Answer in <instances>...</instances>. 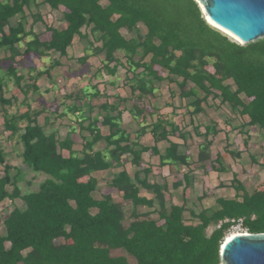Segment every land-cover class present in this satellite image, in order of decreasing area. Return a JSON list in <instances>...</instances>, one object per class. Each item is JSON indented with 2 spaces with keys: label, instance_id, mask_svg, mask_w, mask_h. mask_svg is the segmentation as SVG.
<instances>
[{
  "label": "trees",
  "instance_id": "obj_1",
  "mask_svg": "<svg viewBox=\"0 0 264 264\" xmlns=\"http://www.w3.org/2000/svg\"><path fill=\"white\" fill-rule=\"evenodd\" d=\"M45 5L53 10L64 8L63 26L46 25L51 33L48 40L36 29L44 22L41 8ZM28 12L34 21L29 28ZM77 36L104 55L95 76H115L124 67L136 78L130 86L131 97L142 100L154 94L153 88L164 80L175 85L169 89L171 96L187 101L188 124L204 138L197 159L201 167L210 161L214 171L230 169L222 153L212 158L211 147L221 129L218 120H202V115H209L207 108L216 113L225 106L235 117L248 118L245 123L231 124L243 134L248 126L264 132V38L239 43L207 22L197 0H0V48L10 52L0 58V66L9 63L7 77L26 96L29 88L39 89L36 82L41 76L62 66L61 58L68 57ZM32 54L53 60L45 71L31 73L28 79L18 72V57L22 56L24 66ZM89 58L87 53L78 61L85 66ZM144 84L150 91H143ZM7 88V80L1 77L4 129L22 145L24 164L46 178L36 191L23 193L19 183L25 173L7 161V152L0 147V164L5 169L0 177V202L7 198L25 202L24 208L15 206L4 219L0 264H222L221 246L234 226L240 223L250 233H264V188L248 190L236 173L232 180L235 197L218 196L214 204L201 210L188 208L186 190L197 181L188 144L193 131L180 128L173 118L158 117L145 127L156 140L161 137L168 142L162 149L132 140L122 125L119 106L104 103L92 116L96 106L84 114L74 103L71 110L79 123L83 126L90 120L86 127L89 135L83 137V148L77 151L71 135L60 139L56 132H47L49 119L45 123L38 120L41 110L11 112L14 97H7ZM94 94L100 96L97 91ZM101 117L102 124L110 128L107 135L98 126ZM176 135L184 143L174 141ZM101 143L103 147L98 148ZM64 149L69 150V156L64 155ZM150 150L160 157L161 166L179 168L183 179L171 183L162 176L151 181L152 166L133 174L124 168L107 182L123 194V201L102 192L94 172L121 165L127 155L138 168L143 154ZM229 152L243 156V151ZM8 185L13 186L12 191ZM143 190L154 196L142 195ZM173 196L183 202H174ZM127 204H131L130 213ZM61 238L67 242H58ZM115 250L125 253L113 255Z\"/></svg>",
  "mask_w": 264,
  "mask_h": 264
},
{
  "label": "crops",
  "instance_id": "obj_2",
  "mask_svg": "<svg viewBox=\"0 0 264 264\" xmlns=\"http://www.w3.org/2000/svg\"><path fill=\"white\" fill-rule=\"evenodd\" d=\"M62 9L64 10V8ZM48 33L50 32L48 31ZM41 38L48 40L51 38V33H50V36L44 37L42 35ZM82 40L83 39H81L79 36L75 38L73 45L68 50V55H70L69 54L70 49L75 47L78 41H82ZM88 46H89L88 48L84 46L83 50L76 49V52H73L75 53V55L74 54L71 55V58L74 59L75 57L76 58L75 60L79 62L78 59L88 53L90 55V58L88 60L87 65L90 66V69H91V73H90L91 77L88 76V81L90 80L92 81L93 79L98 78V77H101V78L96 80L98 83L86 82L87 80L83 79L82 84L81 83L79 84V82L74 83L76 78H72V81L70 80L69 82V84H71L70 86L71 94L69 92L67 93L70 95L69 97L67 95H64V98L68 100L66 102L63 101L62 104H56L57 101H59L58 95H60V91L57 90L58 84L53 82L55 74H59L57 72L59 70L58 68L61 66H57L53 71H51L49 76L47 74H44L43 76H41L36 82L39 89H35L34 87L29 88L28 89L29 93L27 96L25 93L21 91V89L17 85H15L16 83L14 80H12V78L7 77L8 75L6 74L7 68L5 69L4 68L5 66H2V67L0 66V78L3 77L8 82V88H7L6 95L7 97H14L13 103L10 107V111L26 113L27 111H29V109H32L34 111L41 110L38 120L40 123H45L46 120L49 119L47 120V124H46L47 132L48 133L56 132L57 136L60 139H65L66 137L71 135L74 140L73 149L77 151H80L83 148V145H84L83 137L89 135V131L86 130V127L90 123L89 119L85 120L82 126L79 123L78 116L71 110L72 105L74 103H77V101L79 100L77 97V94H79V97H81V100H82L80 104L77 103V105L83 108L82 110L84 114H88L90 111V108L92 106L93 107L96 106V110L92 114V116H96L99 112L98 107H100V105L107 103V102L112 106H119V108L122 109L123 111V116H122L123 127L130 134L132 140L140 141L141 143L145 145L154 146L157 144L162 149H164L168 145V142L164 138L159 137L158 140H156L149 128L145 130V127H148V124L156 120L158 117H164L166 119L173 118L176 124L180 126V128H183L187 131H193V129L191 130L192 125L188 124L190 122V115L188 114L189 108L186 105L187 101L179 98L178 96L172 97L170 94L169 89L171 87H174L175 86L174 84H170L168 80H164L161 83H157L155 88H153L154 94H149L150 96H147L142 100L138 96L131 97L132 93H131L130 86H132L135 83L136 78L133 79L132 74L124 67H120V71L115 76H112L106 73H103L100 76H95L94 73L96 72V70L102 67V59L104 55L98 53L96 48H91L90 45ZM21 49L22 51H24L25 46H22ZM34 56L39 57L36 54H32L30 57H34ZM0 58H3V57L0 56ZM20 58H22V56L18 57V59ZM45 58L50 59V57H45ZM98 60H99V64L97 63ZM20 61L22 63V59H20ZM123 61L124 63L126 62L125 59H123ZM21 63H19L17 67L18 72L19 74H22V73L26 74V77L28 79L30 78L31 73L35 74L38 71L46 70L45 66L37 67L34 64L27 65V62L24 64V66H22ZM94 64H96V66H94ZM82 70L83 69H81L79 72L77 71L78 78H80L83 75ZM141 70L142 68L139 71ZM161 74L166 75V73L163 71H161ZM72 75H74L75 77L74 72L71 74V76ZM148 79L149 78H147V80ZM48 80H51V83H49ZM11 81H13L12 82L13 85H11ZM67 82L68 80L66 81V83ZM33 83H35L34 80H31L30 84L33 85ZM146 84H144L142 87L143 91H150V89H148L150 87H148V85ZM166 89H167V92H165ZM96 91L100 93V96L98 97L95 96L94 93ZM164 95H167V96H165L164 103H162L160 98L164 97ZM122 98L123 99L129 98V99L128 101L125 102L121 100ZM143 109H145L146 112ZM207 111H208V114H211V111L209 110V108H207ZM151 113L154 115V117L150 115ZM0 117H2L3 119L2 114H0ZM66 122H69L71 125L62 124ZM98 126L101 128L103 135H107L110 133L109 126H105L102 124V117L100 118V122L98 123ZM63 127L66 128L65 129L66 131L62 135L60 134V129L62 131ZM219 128L221 127L219 126ZM192 135L194 136L193 132L191 133V136ZM77 137H80L81 140H78ZM172 139L179 143H184V140L179 138L178 135L172 136ZM190 139L191 138H189V142H188V144L190 145L189 151H192V149L194 148L193 146L194 140L192 141ZM7 140L12 141L10 135H7ZM103 145L104 144L101 143L100 145H98V148L103 147ZM0 147H3L5 150L7 148V147H4L2 144ZM22 150H23V147L21 149V152ZM63 153L65 156L70 155V152L67 149H64ZM149 154L150 156H152V160L150 164L145 162L147 160L146 155H149ZM148 161H150V159ZM141 164L143 166V169L145 167L148 168L152 166L153 173H151L150 175L151 181L155 180L154 177H157V179L159 180L162 176L168 179V181H170L171 183H173L174 181H179L180 179H183L182 172L180 173L179 168H177L174 164H170L167 166H161L160 157L158 155H155L152 150L145 152L143 154V161ZM124 168L127 169L131 174H133L137 169H141V167H138V168L135 167V165H133L131 162V155H127L123 159L121 165H115L113 166V168H110L108 170H102V171H97L93 173V176L99 179L100 188L102 192L111 193L117 200H120V201H123V194L109 187L107 182H109V179H111L115 173H117L118 171H121ZM173 168L176 169L177 173L174 172L172 174V178H170L169 176H165V172H171ZM159 171L161 173L158 175L157 173ZM87 178L88 177H85V179ZM193 188L194 187L188 188L186 190V193L188 192V190L190 189L192 190ZM141 194L149 198L154 196L147 190H143ZM175 197L177 196H173V199Z\"/></svg>",
  "mask_w": 264,
  "mask_h": 264
},
{
  "label": "rangeland",
  "instance_id": "obj_3",
  "mask_svg": "<svg viewBox=\"0 0 264 264\" xmlns=\"http://www.w3.org/2000/svg\"><path fill=\"white\" fill-rule=\"evenodd\" d=\"M28 14V20H27V27L29 28L31 23L33 22V15L31 13ZM41 14L43 15L44 22H40L37 24V31L41 33L44 37L50 36V33H48V30L46 29V25H54V26H63V9L60 10H53L50 8V6L45 5L41 8ZM14 23L15 20H14ZM141 29L143 32H145V28L141 26ZM222 31V30H221ZM126 35H130L127 30H124ZM224 32V31H222ZM137 33V32H136ZM225 33V32H224ZM226 34V33H225ZM229 35V34H228ZM230 36V35H229ZM232 37V36H230ZM264 37H261L259 39H262ZM236 40L235 38H233ZM237 41V40H236ZM239 42V41H238ZM240 43V42H239ZM241 44H245L242 43ZM89 44L86 40L78 41L75 45V47L70 49V55L69 57H62V66L59 67L58 72L59 74H55L54 81L58 84L57 90L60 91V95H58V100L56 104H62V102H66L68 99L64 98V95L70 96L67 94L70 93V86L69 84L70 80L72 81V78H76L74 83H81L83 79H86V82L90 83H98L96 80H98L101 77L95 78L92 81H88V76H90L91 69L90 66L86 65L83 66L80 62H77L74 57L71 58V55H75L76 49L77 50H83L84 46L89 47ZM23 49V48H22ZM10 52L7 50H3L0 48V56L6 57L9 56ZM103 55V54H102ZM23 59V58H20ZM49 58H43L40 59L39 57H30L26 60L27 65L34 64L37 67H49L51 64V61L53 60V57ZM99 64V60L97 61ZM9 63L4 64V68L6 69L8 67ZM96 66V64H94ZM211 70H213L212 66H209ZM83 72V75L78 78L77 74L81 70ZM78 71V72H77ZM74 72V75L71 76V74ZM91 77V76H90ZM13 80V79H12ZM68 82L66 83V81ZM13 81H11V85ZM49 83H51V80H48ZM43 83V82H42ZM16 85V84H15ZM175 87V86H174ZM167 92V89L166 91ZM77 93V92H75ZM71 94V93H70ZM167 94V93H166ZM164 97H161L160 100L162 103H164ZM78 101L77 103L80 104L81 97H79V94H77ZM76 98V97H75ZM16 108V107H15ZM71 114V113H70ZM72 115V114H71ZM208 117L218 120L219 126L221 127V134L216 136L214 138V143L211 147L212 152V158H216L217 154L220 152L223 154L227 166L230 168L229 171L219 173L217 171H214L211 162L206 161L202 164L205 165L204 167H201L200 162H197L198 159V152H199V145L203 143L204 138L197 136L195 131H193L194 136L193 139V146L194 148L189 153L192 155V169H196L195 173L197 175L196 178V184L194 188L191 190H188L186 193V196L188 197V208L190 209H196L201 210L203 206H209L215 203L216 198L218 196H225V197H235L237 191L232 186V180L234 178V174L236 173L238 175V178L244 183L246 188L250 191H253L255 189H263L264 188V132L259 129L257 126H248L245 130L248 129L246 133H241L240 128L232 129V125H239L242 123H245L248 118L238 116L235 117L234 114L230 111V108L223 107L221 108L220 112L211 113L209 115H202V120L205 121L208 119ZM230 123V124H229ZM63 125L69 124V122L62 123ZM66 128L63 127L62 131L60 129V134H64ZM191 126V130H192ZM204 127L201 129V131H204ZM228 134V138H226L225 134ZM0 146L1 144L6 148L7 152V161L11 164L22 168L25 173V178H23L20 181V186L22 187L23 193L36 191L39 188L40 183L46 178V176L42 173H36L32 170H30L23 162V159L21 158L20 152L22 149V145L17 142L16 139L7 140V135H10L9 131H6L4 129V120L2 117H0ZM78 140H81L80 137H77ZM246 140H248V144H246ZM2 141V142H1ZM243 151V156H235L230 154L229 151ZM147 160L146 163H151L152 156L146 155ZM256 158V161L254 160ZM150 159V161H148ZM142 163V162H141ZM141 168H143L142 164L140 165ZM145 167V165H144ZM146 168V167H145ZM184 170H187V167H183ZM4 165L0 164V177L4 175ZM176 172V169L173 168L171 172H165V176H169L172 178V174ZM161 172L159 171L157 174L159 175ZM177 173V172H176ZM181 173V172H180ZM155 174V175H157ZM180 175V174H178ZM156 179V177H154ZM161 179V178H160ZM9 191L13 190L12 185H8ZM181 194V193H180ZM206 196H203V195ZM200 197H204L203 200H200ZM176 203H182V198L175 197L173 199ZM19 206L21 208L25 207V202L18 198L14 201L7 198L4 201L0 202V229L3 233L6 231V227L4 224V219L6 216L11 212V210L15 207ZM128 213L131 211V204H127L126 206ZM146 209V208H143ZM190 212H186V217L189 218ZM155 218L158 217V215H154ZM212 231V228L209 229V233ZM248 231L244 229L242 224H237L232 228V233H247ZM58 242L64 243L67 242L64 238L58 239ZM125 252L122 250H115L113 251V255H121ZM131 261L134 263L135 260L133 257H130Z\"/></svg>",
  "mask_w": 264,
  "mask_h": 264
},
{
  "label": "water",
  "instance_id": "obj_4",
  "mask_svg": "<svg viewBox=\"0 0 264 264\" xmlns=\"http://www.w3.org/2000/svg\"><path fill=\"white\" fill-rule=\"evenodd\" d=\"M197 1L207 22L233 33L237 41L246 44L264 37V0ZM221 256L222 264H264V233H239L231 239L227 236Z\"/></svg>",
  "mask_w": 264,
  "mask_h": 264
},
{
  "label": "bare ground",
  "instance_id": "obj_5",
  "mask_svg": "<svg viewBox=\"0 0 264 264\" xmlns=\"http://www.w3.org/2000/svg\"><path fill=\"white\" fill-rule=\"evenodd\" d=\"M210 19V18H209ZM211 21V20H210ZM34 22V21H33ZM214 25H216L213 21H211ZM218 26V25H217ZM221 28V27H219ZM223 31H225L227 33V35L229 34L230 36L234 37L235 39H238V37H236V35H234L233 33L229 32V31H226L225 29L221 28ZM242 43H244V41H240ZM29 126V125H28ZM41 135V134H40ZM42 136V135H41ZM28 138V137H27ZM42 138V137H41ZM126 162V161H125ZM60 164V163H59ZM2 180V179H1ZM13 200V199H12ZM239 233H233V234H230L229 238L228 239H231L232 237H234L235 235H237Z\"/></svg>",
  "mask_w": 264,
  "mask_h": 264
}]
</instances>
